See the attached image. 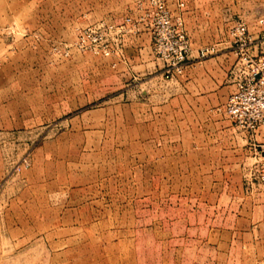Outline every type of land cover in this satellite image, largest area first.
<instances>
[{
	"label": "rangeland",
	"instance_id": "rangeland-1",
	"mask_svg": "<svg viewBox=\"0 0 264 264\" xmlns=\"http://www.w3.org/2000/svg\"><path fill=\"white\" fill-rule=\"evenodd\" d=\"M161 1L181 17L188 57L231 53L218 80L233 87L216 108L231 138L207 125L188 127L185 142L163 140L179 127L154 118L164 111L153 105L209 82L187 62L162 75L146 16L151 0H0V264H208L211 225L220 230L219 264H229L228 251L241 261L230 264H264V127L240 129L223 112L235 89L231 32L245 23L249 53L263 57L264 0H202L210 8L187 15L185 0ZM98 25L113 26L96 48L106 46V56L77 44ZM131 33L149 37L134 66ZM207 136L218 151L236 150L232 162L218 159L212 175H165L172 188L146 194L142 186L161 177L148 152L209 148ZM200 177L204 186L192 187Z\"/></svg>",
	"mask_w": 264,
	"mask_h": 264
},
{
	"label": "crops",
	"instance_id": "crops-1",
	"mask_svg": "<svg viewBox=\"0 0 264 264\" xmlns=\"http://www.w3.org/2000/svg\"><path fill=\"white\" fill-rule=\"evenodd\" d=\"M186 3V12L187 14H198L202 13L204 9H206L209 5V2L204 4L202 0H185ZM208 5V6H206ZM213 5V4H211ZM210 8V6L208 7ZM129 47L127 49V61L129 66H134L140 61V52L146 50L149 46V37L147 34L142 33L140 35H135L134 33L129 34ZM139 52V53H137ZM227 54H221L220 56L215 55L209 57L208 59H200L197 55H193L192 52L188 57L187 61V68L186 70H191L194 68L195 70H200L197 75L199 78H203L209 82V85H184L175 89L177 91L172 92L171 94H179V96H173L170 99L166 100L163 103L158 105H153V109L164 111L163 114H157L154 116L158 117L161 120H164L165 123L169 124V126H178L179 130L176 133L177 135H168L164 134L163 140L165 141H176V142H185L188 139L186 132L188 127H202V126H223L224 131L220 132L219 134L225 135V137L231 138L233 131L231 129V123L229 121L223 120V117L217 112L216 108L219 105V99L221 94L227 93L233 86H220L219 85V78L222 76H226L225 72L227 67L223 64L224 56H231V53L226 50ZM133 53V54H132ZM142 57V56H141ZM232 58L229 57V59ZM220 63L221 66H217V63ZM229 61L225 60V64L227 65ZM208 65H215L211 69H204ZM188 77L190 75L188 74ZM192 80L197 81V78H192ZM229 82V81H227ZM201 131V130H200ZM175 136V137H174ZM206 139V141L212 143V146H208L209 148H199V145L196 144L194 149H163L157 151H150L148 152L149 156L152 158H158L157 166L153 165L155 169L154 172L160 174L157 177L156 182L149 180L146 182L145 186H142L143 189L146 190V194L150 195L154 193L155 190H170L172 188V183H170V179H166L165 175H169L172 173L179 174V175H186V174H198V175H212L213 173L218 172L219 162L218 159L223 158L227 159L229 163V159L232 162V159L236 156V150L233 149H226L218 151L216 149V145H213L216 140H212L209 136L203 137L202 140ZM227 144L230 146L232 142H229L228 139ZM196 141V139L190 140V142ZM211 145V144H210ZM226 160V164L228 165ZM150 170V169H149ZM201 177L194 181L195 188H200L204 181H201ZM203 179H209L208 185L206 188L210 191L216 189L217 191V184L213 183V179L211 176H205ZM202 179V180H203ZM207 183V182H206ZM177 188L179 190L186 189L187 185H183L178 183ZM212 196V195H211ZM212 199V198H211ZM215 199L218 200V193H215ZM210 226L209 237L216 239L214 243L210 246V253L214 254V258L210 259L208 264H219V236L220 230L217 227L214 229ZM234 236V235H232ZM239 250H242V253L245 255L247 252V243L239 242ZM229 249V248H228ZM227 249V251H228ZM230 253L229 256L226 258V263H240L238 257L233 256V253Z\"/></svg>",
	"mask_w": 264,
	"mask_h": 264
},
{
	"label": "built area",
	"instance_id": "built-area-1",
	"mask_svg": "<svg viewBox=\"0 0 264 264\" xmlns=\"http://www.w3.org/2000/svg\"><path fill=\"white\" fill-rule=\"evenodd\" d=\"M151 5L152 9L146 16L149 18L152 51L162 63V75L167 78L184 67L190 45L181 17H173L161 0H151ZM183 6L184 2L179 1L178 8ZM259 24L264 25V19H259ZM112 27L98 25L83 30L77 39L78 46L108 55L106 46L101 51H96V48L106 43ZM231 34L236 43L237 54L231 71L235 89L228 96L223 112L238 128L255 131L264 127V56L256 57L249 53L248 46L252 40L247 34L245 23L238 22Z\"/></svg>",
	"mask_w": 264,
	"mask_h": 264
}]
</instances>
